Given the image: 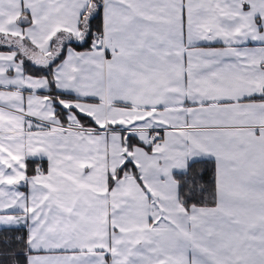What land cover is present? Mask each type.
<instances>
[{"label":"snow or ice","instance_id":"6c2138e0","mask_svg":"<svg viewBox=\"0 0 264 264\" xmlns=\"http://www.w3.org/2000/svg\"><path fill=\"white\" fill-rule=\"evenodd\" d=\"M0 264H264V0H0Z\"/></svg>","mask_w":264,"mask_h":264},{"label":"trees","instance_id":"16d2710c","mask_svg":"<svg viewBox=\"0 0 264 264\" xmlns=\"http://www.w3.org/2000/svg\"><path fill=\"white\" fill-rule=\"evenodd\" d=\"M37 163H40V162L37 161ZM213 173H214V165L212 163H209L207 165V181L209 182V184L213 180ZM205 195L207 196L208 194L206 193Z\"/></svg>","mask_w":264,"mask_h":264}]
</instances>
